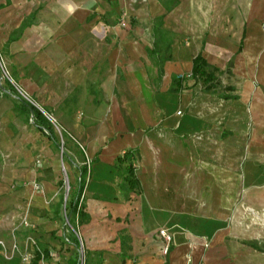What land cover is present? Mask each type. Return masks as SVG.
Returning <instances> with one entry per match:
<instances>
[{"label":"crops","instance_id":"1","mask_svg":"<svg viewBox=\"0 0 264 264\" xmlns=\"http://www.w3.org/2000/svg\"><path fill=\"white\" fill-rule=\"evenodd\" d=\"M263 22L264 0H0L6 52L26 56L37 84L82 87L78 100L94 103L62 120L81 149L67 150V164L77 183L83 172L75 218L85 264H264V94H215L222 69L207 57V47L261 54L262 77ZM165 34L171 55L159 62ZM199 54L218 70L211 88L191 76ZM4 186L0 238L30 198L26 216L47 243L58 229L53 187L30 196ZM161 228L173 238L167 256ZM69 239L67 253L77 252ZM0 264L23 263L0 254Z\"/></svg>","mask_w":264,"mask_h":264},{"label":"rangeland","instance_id":"2","mask_svg":"<svg viewBox=\"0 0 264 264\" xmlns=\"http://www.w3.org/2000/svg\"><path fill=\"white\" fill-rule=\"evenodd\" d=\"M116 25L122 29L128 27L126 14L119 15ZM154 27L163 30L160 22H154ZM262 28H264V22ZM157 42L160 47L157 60L159 62L168 60L171 55L172 38L165 34L157 38ZM6 44L7 41L0 42V85L7 87L6 82H9L17 96L0 95V185L5 184L3 189L11 193L29 192L30 196L44 192L46 185L52 186L55 190L53 218L58 222V229L45 243L43 235L49 233H45L27 218V208L31 199L25 198L24 205L22 204L24 216L6 237L10 243L0 238V241L4 243L0 254L17 258L23 264H34L35 252L39 249L45 255L39 264L50 263V260L53 264L62 262L65 264L67 257L69 264L73 261L85 264L82 248H79L77 252L73 250L70 254H68L70 250L66 249L68 244L66 238L70 232L77 236V220L75 218L71 223L67 220L66 205L73 188L76 187L78 177L76 171L67 164V157L73 159L67 150H75L78 153L76 149L79 151L81 149L62 120L75 121L83 105L94 103L78 100L82 87H73V89L70 87L72 92L68 95L69 87L67 86L63 88L37 84L36 78L29 76L26 65L28 63L23 61L27 59L26 56L8 54L5 49ZM207 50L210 62L218 66L220 70L222 69L219 74L220 85L215 90V94L223 93L225 86H233L237 92L241 93L251 90V92L260 91L264 94V72L262 77H258L257 69L254 67V62L261 54H254L257 56L254 59L252 54L231 53L227 48L221 53H216V48L207 47ZM196 89L198 93H205L200 85L196 86ZM63 92L68 96H64L66 98L61 101L59 99ZM22 101L37 107L44 114L51 124L58 147L33 126L31 117L21 109ZM95 103L98 102L95 101ZM63 224H66L64 231ZM262 248L264 249V244Z\"/></svg>","mask_w":264,"mask_h":264},{"label":"trees","instance_id":"3","mask_svg":"<svg viewBox=\"0 0 264 264\" xmlns=\"http://www.w3.org/2000/svg\"><path fill=\"white\" fill-rule=\"evenodd\" d=\"M217 72L218 70L212 66H210L204 58L199 54L193 59V66L191 71V76L195 79H201L204 84L207 85V88L213 87L214 84H216L217 81ZM7 87L0 85V95H11V96H17L12 86L9 84V82H6ZM19 98V97H17ZM226 98H232V96H228ZM22 104L24 106V109L27 111V113L30 115L32 119L33 125L38 128L40 131L45 132L48 136V138L55 144H57V140L55 138V135L53 133V130L51 128V124L49 121L45 118L43 113L36 108L35 106L22 101ZM131 178H129L130 183L135 182L134 181V169L133 166L130 167L129 170ZM83 174V172H82ZM77 183V188L75 189L74 193L72 194L68 204L66 205V218L71 223L73 219L77 215H79L78 212V205L80 202V196L81 192L83 190V178L82 175ZM64 229H66V224L64 225ZM69 240L74 244L76 249L79 248L80 244L76 236L73 235V233L70 232L69 234ZM41 260V251L38 249L35 252L34 256V264L37 263V261ZM74 264H79L78 262H75Z\"/></svg>","mask_w":264,"mask_h":264},{"label":"built area","instance_id":"4","mask_svg":"<svg viewBox=\"0 0 264 264\" xmlns=\"http://www.w3.org/2000/svg\"><path fill=\"white\" fill-rule=\"evenodd\" d=\"M122 24H124V22H122ZM157 234H158V237L160 238L161 243H162L161 254L163 256H167L170 252L172 241H173L172 235H171L169 229H166V228L159 229ZM3 247H4V243L2 241H0V251ZM44 256L45 255L41 253V259ZM80 264H82V262Z\"/></svg>","mask_w":264,"mask_h":264}]
</instances>
